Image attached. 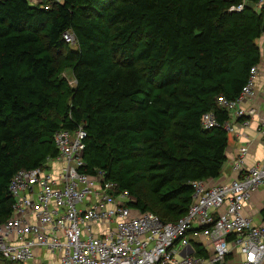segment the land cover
<instances>
[{
  "label": "trees",
  "instance_id": "trees-1",
  "mask_svg": "<svg viewBox=\"0 0 264 264\" xmlns=\"http://www.w3.org/2000/svg\"><path fill=\"white\" fill-rule=\"evenodd\" d=\"M258 1L231 11L243 0H0V223L13 174L55 158L54 134L78 127L81 171L117 182L139 212L182 217L191 183L226 161L216 99L235 98L260 63ZM207 112L218 126L202 128Z\"/></svg>",
  "mask_w": 264,
  "mask_h": 264
},
{
  "label": "built area",
  "instance_id": "built-area-1",
  "mask_svg": "<svg viewBox=\"0 0 264 264\" xmlns=\"http://www.w3.org/2000/svg\"><path fill=\"white\" fill-rule=\"evenodd\" d=\"M48 8L62 0H28ZM247 0L230 6L239 11ZM73 44L70 33L63 34ZM258 65L233 99L217 97L228 112L223 124L235 132V120L247 124L254 107L241 101L255 94ZM202 128L218 126L212 112L201 116ZM264 145V127L260 130ZM85 131L59 130L58 150L39 167L20 169L11 177L10 215L0 223V260L13 264H264V223L255 225L243 214L252 194L264 186V158L242 170L247 146L237 150L233 168L239 174L227 181L191 183V203L175 222L151 211L131 207L128 190L103 173L87 174L83 150ZM191 236V237H190ZM190 250H187V249ZM197 248L201 252H196Z\"/></svg>",
  "mask_w": 264,
  "mask_h": 264
},
{
  "label": "crops",
  "instance_id": "crops-1",
  "mask_svg": "<svg viewBox=\"0 0 264 264\" xmlns=\"http://www.w3.org/2000/svg\"><path fill=\"white\" fill-rule=\"evenodd\" d=\"M250 4V2H248ZM264 5V0H259L255 4L256 8ZM257 44L260 49L261 59L258 64V74L256 81L255 94L252 98L241 101L240 107L248 109L254 107L256 112L247 117V124L245 126L239 123V119L235 120V132L227 133L228 143L226 148V161L224 162L219 177L207 180L208 184H214L218 181H227L236 177L239 173L234 170L233 163L240 146L246 145L247 152L244 157L242 170L260 162L264 158V145L261 139L260 130L264 127V33ZM264 208V186L259 187L251 198L245 202L243 207V214L250 218L255 225L264 223V217L261 211ZM187 250H190L189 248ZM197 252V251H196Z\"/></svg>",
  "mask_w": 264,
  "mask_h": 264
},
{
  "label": "rangeland",
  "instance_id": "rangeland-1",
  "mask_svg": "<svg viewBox=\"0 0 264 264\" xmlns=\"http://www.w3.org/2000/svg\"><path fill=\"white\" fill-rule=\"evenodd\" d=\"M65 76H66V78L68 79V81H69V83L72 85L73 84V77H72V75H71V73L70 72H65ZM147 193L146 192V189H145V187H141V193ZM149 195V194H148ZM149 197H150V195H149ZM150 199V198H149ZM191 237V236H190ZM0 264H13V263H7L6 261H1L0 260ZM16 264V263H15ZM19 264H21V263H19Z\"/></svg>",
  "mask_w": 264,
  "mask_h": 264
}]
</instances>
